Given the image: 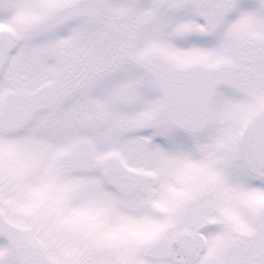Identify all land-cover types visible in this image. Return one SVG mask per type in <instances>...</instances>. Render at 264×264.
<instances>
[{"label":"snow or ice","instance_id":"1","mask_svg":"<svg viewBox=\"0 0 264 264\" xmlns=\"http://www.w3.org/2000/svg\"><path fill=\"white\" fill-rule=\"evenodd\" d=\"M0 264H264V0H0Z\"/></svg>","mask_w":264,"mask_h":264}]
</instances>
